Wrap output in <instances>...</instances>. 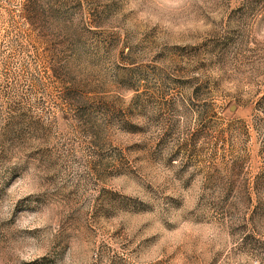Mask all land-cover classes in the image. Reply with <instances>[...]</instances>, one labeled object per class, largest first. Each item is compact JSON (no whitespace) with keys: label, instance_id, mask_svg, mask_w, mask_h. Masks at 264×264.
<instances>
[{"label":"rangeland","instance_id":"374dc122","mask_svg":"<svg viewBox=\"0 0 264 264\" xmlns=\"http://www.w3.org/2000/svg\"><path fill=\"white\" fill-rule=\"evenodd\" d=\"M0 264H264V0H0Z\"/></svg>","mask_w":264,"mask_h":264}]
</instances>
